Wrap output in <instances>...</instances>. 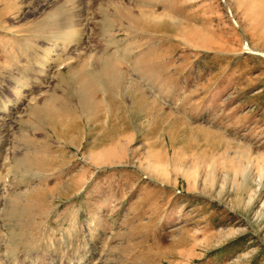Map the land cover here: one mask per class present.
Here are the masks:
<instances>
[{
	"label": "rangeland",
	"instance_id": "rangeland-1",
	"mask_svg": "<svg viewBox=\"0 0 264 264\" xmlns=\"http://www.w3.org/2000/svg\"><path fill=\"white\" fill-rule=\"evenodd\" d=\"M0 264H264V0H0Z\"/></svg>",
	"mask_w": 264,
	"mask_h": 264
}]
</instances>
